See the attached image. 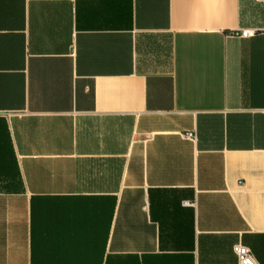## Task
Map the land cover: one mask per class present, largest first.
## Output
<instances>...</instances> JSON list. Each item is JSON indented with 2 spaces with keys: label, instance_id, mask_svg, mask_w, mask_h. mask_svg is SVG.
<instances>
[{
  "label": "crops",
  "instance_id": "obj_1",
  "mask_svg": "<svg viewBox=\"0 0 264 264\" xmlns=\"http://www.w3.org/2000/svg\"><path fill=\"white\" fill-rule=\"evenodd\" d=\"M238 244L264 264V0H0V264Z\"/></svg>",
  "mask_w": 264,
  "mask_h": 264
},
{
  "label": "built area",
  "instance_id": "obj_2",
  "mask_svg": "<svg viewBox=\"0 0 264 264\" xmlns=\"http://www.w3.org/2000/svg\"><path fill=\"white\" fill-rule=\"evenodd\" d=\"M256 34V31L252 30H244L241 33H235V35H238L242 38H250L254 37ZM188 139H195V135L192 133H188L185 135ZM233 251L238 259V264H257L251 250L241 244L236 245L233 248Z\"/></svg>",
  "mask_w": 264,
  "mask_h": 264
}]
</instances>
